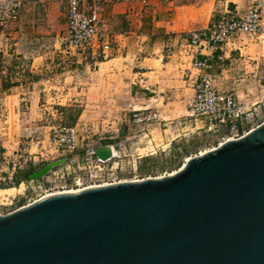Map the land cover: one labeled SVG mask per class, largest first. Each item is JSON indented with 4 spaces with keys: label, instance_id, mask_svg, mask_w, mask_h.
I'll return each instance as SVG.
<instances>
[{
    "label": "water",
    "instance_id": "obj_1",
    "mask_svg": "<svg viewBox=\"0 0 264 264\" xmlns=\"http://www.w3.org/2000/svg\"><path fill=\"white\" fill-rule=\"evenodd\" d=\"M94 156L108 161L110 144ZM0 264H264V121L172 174L49 193L0 214Z\"/></svg>",
    "mask_w": 264,
    "mask_h": 264
},
{
    "label": "rangeland",
    "instance_id": "obj_2",
    "mask_svg": "<svg viewBox=\"0 0 264 264\" xmlns=\"http://www.w3.org/2000/svg\"><path fill=\"white\" fill-rule=\"evenodd\" d=\"M225 1L241 6L240 10H242L246 8L249 0H180L175 2L172 6H176V8L171 16L174 19L169 30L172 32L170 34L172 36L180 35L177 42L168 41V44L153 47V49L147 45L144 49L147 48L148 53L143 50L144 53L137 55V58L134 57V52L131 49L128 50V47H131L128 41L126 58L125 53L114 51L115 44L113 51L106 57L100 54L97 58H90L91 56L87 55L82 64L89 63V70L78 64L76 75L68 76L66 86L63 90L61 89V94L59 91L51 93L52 90H49V93L42 92L40 99L33 101V107L29 111L26 106L30 105V101L23 100V108L18 105V111L15 112L12 106L14 98L9 97L10 112L7 123L11 133L19 128L18 125L19 123L21 125L22 119L29 120L31 117L30 122L26 121L23 124L25 126H22L24 135L27 134L31 125H33L31 127L37 128L40 137L43 134H48L47 127L52 119L49 117L44 121L41 119V113L43 108L48 107L49 103L53 101L52 97L67 109L63 111V123L67 116L70 119L79 118L76 121L79 128L86 124L85 130L91 132L81 133L85 137L81 142L82 146L75 153L69 155V161L60 165L63 167L67 164L72 165L76 169V175H82L76 166L85 161V150L109 141L115 145L116 158L113 161L119 163L116 170H108L96 178L84 176L81 185L75 187L69 183V181L72 182V176L75 175L71 174L65 181L51 183L47 190L48 193L83 188L87 185L104 182L131 181L171 174L183 164L186 157V154L180 150L181 148H178L179 155H176V158L172 160L173 143L176 145L183 143L189 149V154L192 155L214 148L232 136L233 131L226 127L207 130L206 126L201 127L202 124L199 120L191 122L185 118L193 90L189 80L188 58L183 48L180 47L182 39L188 36V31L199 29L203 25L205 26L213 15L222 14ZM239 39L249 47L250 55L264 53V35L261 34L258 38L241 35ZM75 82L78 85V87L75 86L76 88H74ZM61 86V84L58 85V87ZM71 87L73 88L71 89ZM68 104L74 105V110L73 107L68 108L66 106ZM49 111L51 112V110ZM22 112L27 113L24 115ZM132 112L143 114H138L132 119L130 117ZM28 113L31 116H28ZM258 123L260 124V119L254 120L250 124L243 123L241 131L239 130L234 138L240 137L251 126L255 127ZM15 125L16 129H14ZM123 127L126 128L124 133L121 132ZM36 150L39 149H36L35 146L31 149V151ZM26 151L25 143L20 144L17 148L18 156L13 159L15 161L14 171L19 170L17 167L20 165L27 168L29 165L37 166L51 161V159L41 161L39 153L32 154L35 156V162L29 161ZM147 157L156 161L153 168H150L152 167L151 163L144 164L143 159ZM140 168L143 169L142 172ZM148 168L150 169L147 170ZM11 171H13L11 166L6 168L5 172L0 170V184H3V188H0V214L18 208L21 199L24 200L21 203L25 205L42 194L36 185H41L42 181L40 180L43 178L34 180L39 181L38 183L30 184L34 186L35 190H33L28 184L29 181L24 182L25 185H23L22 181L17 184L12 176L10 180L3 179ZM51 175L50 172L47 177ZM12 187L15 188V191L4 192Z\"/></svg>",
    "mask_w": 264,
    "mask_h": 264
},
{
    "label": "crops",
    "instance_id": "obj_3",
    "mask_svg": "<svg viewBox=\"0 0 264 264\" xmlns=\"http://www.w3.org/2000/svg\"><path fill=\"white\" fill-rule=\"evenodd\" d=\"M179 1L150 0L147 4H134L116 0H87L89 5L96 8L103 22V28L112 37L111 52L115 44L114 51L125 53V58L127 57V41L131 46L128 47V50L131 49L134 55L136 54L135 58L140 54L139 52L137 54L138 47L149 45L153 49V47L168 44V41L177 42L180 35H170L172 32L169 27L173 22L174 17L171 16L176 8L172 5ZM249 3L250 0L248 5ZM228 4L225 1L221 15H213L205 26L194 30L208 28L217 22ZM248 5L242 10H240L241 6L234 4V8L227 9L230 13L239 14L244 12ZM191 31L193 30L188 31L187 37L190 36ZM239 38L240 36L230 39L222 46L221 50H216L213 56L204 55L205 51L203 50L199 59L206 61L208 66L202 72L216 77L217 87L220 91L248 100L256 96L264 98V53L250 55L249 47L245 46ZM66 47V0H27L17 21L7 28L0 26V141L2 143L1 150L6 158V163L1 170L5 172V169L10 166L13 170L3 179L10 180L12 177L15 181L21 179L27 169L20 165L17 167L19 170L14 171L15 161L13 159L18 156L19 145L25 143V132L22 126H25L24 122H30L31 119V117L29 120L22 119L21 125L20 123L18 125L19 128L11 133L7 123L10 112L9 97L14 98L12 106L16 112L18 105L22 106L23 100L30 101V105L26 106V109L31 110L33 101L39 100L44 90L47 92L52 90L51 93L59 91L61 94L66 86V79L72 73L68 70L72 67L64 64L63 61ZM143 50L148 53L147 48H143ZM222 53L224 59L221 61L217 57ZM94 57L98 56L94 55L90 58ZM82 65L87 70L90 69L89 63H81L80 66ZM222 68L224 70H221ZM189 69L190 77L195 78L197 71L191 67ZM71 76L73 75L71 74ZM77 82L74 83V88L78 87ZM59 84L62 86L58 87ZM66 106L73 107L74 110V105ZM61 108L63 111L67 110L66 107ZM26 113L22 112L24 115ZM138 114L132 112L130 117L134 119ZM28 116L31 115L28 113ZM78 119H70L66 116L65 123L73 125ZM31 126L29 128H32ZM14 129H16V125ZM125 131L126 128H121L122 133ZM33 182L38 183L39 181ZM21 184L25 185L23 181Z\"/></svg>",
    "mask_w": 264,
    "mask_h": 264
},
{
    "label": "built area",
    "instance_id": "obj_4",
    "mask_svg": "<svg viewBox=\"0 0 264 264\" xmlns=\"http://www.w3.org/2000/svg\"><path fill=\"white\" fill-rule=\"evenodd\" d=\"M26 1L0 0V26L7 28L17 21ZM116 1L147 4L150 0ZM66 2L67 47L64 51L63 61L64 64L72 67V69H68L72 72L71 74L76 75L78 64L80 65L85 60L84 58H87V55L98 56L102 54L106 57L111 53L112 37L103 28V22L96 8L89 5L87 0H66ZM263 17L264 0H250L244 12L239 14L230 13L225 8V12L221 18L213 25L205 29L193 30L189 37L182 39L180 47L185 51V55L188 58L187 62L192 69L197 71L195 78L189 77L193 90V94L187 105L188 113L185 115V118L189 121L196 122L199 120L202 124L201 127L206 126L207 130H216L219 127L227 126L230 131H233L232 136L229 137L231 139H235L234 137L237 136L239 126H243V123L250 124L257 119H260V123L264 121L263 97L256 96L248 100L231 93L220 91L217 87L216 77L202 72L208 66V63L199 59V55L202 54L203 50L205 51L204 55L213 56L216 50H221L222 46L233 37H239L241 35L250 37L264 35ZM143 48L138 47L137 54L138 52L141 53ZM217 58L222 61L224 54L218 55ZM221 70H224V68ZM52 99L53 101L49 103L50 106L44 107L41 113V119L44 121L49 119V117L52 119L47 127L48 134H43L40 137V134L37 133V128L32 127L29 128V131L24 136L25 150H27L29 161H36L35 156H32L35 153H39L41 161H47L48 159L54 160L62 157H67L69 161V155L75 153L82 146L81 142L85 137L81 133L91 132L85 130L86 124H83V127L79 128L77 124L67 125L63 123L62 105L54 97ZM252 128L254 127L251 126L250 129ZM33 146L39 150L31 151ZM110 146L112 156L108 161H99L94 156L95 147L92 146L89 150H85V161L81 165L76 166L78 168L77 170L82 172V175H76V169L72 165L67 164L64 167L60 166L56 170L51 171L50 183L65 181L71 174H75L72 176L71 182L72 186L75 187L81 185V180L84 179V176L96 178L102 176L108 170H116L119 163L118 161H113L116 158L115 145L110 144ZM1 149L2 143L0 141V170L6 163V158ZM40 181H42L41 185L43 186L37 184L36 188L40 189L42 194H38L40 196L32 201L48 194L44 178ZM31 183L33 181L29 180L28 184L30 185ZM104 183L111 184V182ZM112 183L116 182L113 181ZM88 186L90 185L86 187ZM30 187L35 190L33 185H30Z\"/></svg>",
    "mask_w": 264,
    "mask_h": 264
},
{
    "label": "trees",
    "instance_id": "obj_5",
    "mask_svg": "<svg viewBox=\"0 0 264 264\" xmlns=\"http://www.w3.org/2000/svg\"><path fill=\"white\" fill-rule=\"evenodd\" d=\"M226 128L229 129V127H227V126H226ZM239 130L241 131V127H240V126H239ZM106 143H108V144H113L112 141H109V142H106ZM104 144H105V143H104ZM178 148H181L180 150H182V152L186 154L185 159L189 157V155H190V154H189L190 151H189V149L186 147V145H184L183 143H180V144H178V145H176L175 143H173V144H172V148H171V158H173L172 160H174V159L176 158V155H177V156L179 155V151H177ZM180 154H181V153H180ZM172 160H171V161H172ZM143 161H144V164L151 163V164H152V165H151L152 167H150V168H153V167H154V164H155V162H156V161H154V159L151 158V157L144 158ZM184 161H185V160H184ZM44 164H45V163H43V164H41V165H37V166L29 165V166L27 167L26 171L24 172V174L22 175V176H23L22 179H16V183L18 184V183L21 182V181H23V182L29 181L28 178H27V176H28L31 172H33L34 170L40 168V167H41L42 165H44ZM181 165H182V164H181ZM181 165H180V166H181ZM180 166H179V167H180ZM56 168H58V167H56ZM56 168H54L53 170H56ZM150 168H148L147 170H149ZM140 171L142 172L143 169L140 168ZM44 183H45L46 187H50V185H51V183H50V177H46V178H44ZM69 183H71V181H69ZM0 188H3V184H0ZM21 202H24V200L21 199ZM21 202H20L19 206L24 205V203H21Z\"/></svg>",
    "mask_w": 264,
    "mask_h": 264
},
{
    "label": "bare ground",
    "instance_id": "obj_6",
    "mask_svg": "<svg viewBox=\"0 0 264 264\" xmlns=\"http://www.w3.org/2000/svg\"><path fill=\"white\" fill-rule=\"evenodd\" d=\"M231 139V138H230ZM199 153H203V152H199ZM187 159V158H186ZM186 159H185V161H186ZM174 173V172H173ZM172 174V173H171ZM167 175V174H166ZM47 177V176H46ZM137 180H139V179H137ZM107 183H103V184H100V185H106ZM96 185H98V184H96ZM90 186H94V185H90ZM89 187V186H88ZM48 188H50V187H47V189ZM85 188V187H84ZM80 189H82V188H77V189H69V190H63V191H78V190H80ZM13 191H15V188L14 187H12V188H9V189H6V190H4V192H6V193H10V192H13ZM57 192H61V191H57ZM49 193H54V192H49ZM48 193V194H49Z\"/></svg>",
    "mask_w": 264,
    "mask_h": 264
}]
</instances>
